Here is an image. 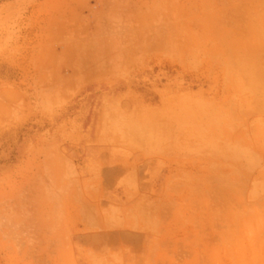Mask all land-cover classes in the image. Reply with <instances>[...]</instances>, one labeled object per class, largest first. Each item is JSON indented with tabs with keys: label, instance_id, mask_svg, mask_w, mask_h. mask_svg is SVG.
Instances as JSON below:
<instances>
[{
	"label": "rangeland",
	"instance_id": "rangeland-1",
	"mask_svg": "<svg viewBox=\"0 0 264 264\" xmlns=\"http://www.w3.org/2000/svg\"><path fill=\"white\" fill-rule=\"evenodd\" d=\"M224 10L212 0H0V170L21 164L0 173V234L9 239L0 264H264V206L253 205L264 169V61L257 46L227 43L216 28ZM191 89L188 100L227 102L207 123L217 133L201 120L200 135L217 137L208 153L221 166L229 152L235 171L232 204L217 193L201 239L176 226L163 234L160 224L148 234L145 203L132 207L113 167L101 173L98 202L85 205L77 165L99 150L121 153L144 184L148 108ZM109 209L129 226L95 221ZM82 214L96 231L86 251L70 231Z\"/></svg>",
	"mask_w": 264,
	"mask_h": 264
},
{
	"label": "crops",
	"instance_id": "crops-1",
	"mask_svg": "<svg viewBox=\"0 0 264 264\" xmlns=\"http://www.w3.org/2000/svg\"><path fill=\"white\" fill-rule=\"evenodd\" d=\"M212 1L216 2L219 7H225L220 14H223L226 25L221 26L220 20L216 28L226 31L227 43L235 46H257L258 53L262 56L259 60L264 61V0ZM195 91L197 90L178 91L173 95L172 101H162L156 104L157 106L153 104L148 108L147 120L153 126V133L148 134L146 139L143 158L147 161V169L144 184L139 181V170L132 162V157L121 153L114 155L109 153L107 156L104 151L99 150L97 156L87 158L82 165H77L87 179V181L82 180L75 184L85 194L82 196H86L85 205L98 202L96 192L101 189V173L104 168L113 167L111 172H119L115 178L116 186L127 191L131 196L135 195L131 203L132 207H140L142 202L145 203L148 234L153 236L155 228H158L160 224L163 234L165 230L176 226L179 233L184 231V239L193 241L195 244L201 239V222L213 220L214 206L216 207L218 202L217 193L221 191L222 195H226V204H232L227 199V195L233 193L235 171L234 159L229 152L226 151L225 154L219 155L221 161H225V164L221 166L217 164L218 154L208 153L217 146L215 142L217 137L213 138L212 134L210 136L200 135V121L204 120L206 124L212 120L215 122L218 114L222 113L224 108H228L224 107L227 102L215 104L188 100V97ZM242 109L246 108L242 107ZM223 115L225 116L224 113ZM186 122H191L188 128L183 125ZM167 123L174 130L173 133H165ZM207 126H209L208 130L212 131L213 128L217 133V126L208 124ZM262 140L264 141V122ZM230 142L232 146L233 140L226 139L221 147L228 150L231 147ZM241 152V166L247 169L249 155L244 156V152ZM22 153H19L17 157H22ZM18 160L4 164L0 173L5 175L20 167V160ZM48 161L52 165V159L49 158ZM69 161L73 162L71 159ZM260 172L263 176L257 183L259 196L253 205L264 206V169ZM2 178L0 175V180ZM139 210L140 208L136 209L137 212ZM107 212L100 221H95L104 225L114 220L122 223L125 228L129 226L124 223L128 221L127 217L118 216L111 209ZM87 217V214H82L70 227L72 237L76 241L74 243L83 251H86L84 243L93 231L86 228ZM141 220L137 217L129 219V222L132 225V222ZM133 225L130 226L131 230L139 228ZM8 240L0 234V247L4 253L8 251ZM179 240L183 238L180 237Z\"/></svg>",
	"mask_w": 264,
	"mask_h": 264
}]
</instances>
